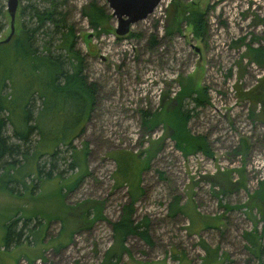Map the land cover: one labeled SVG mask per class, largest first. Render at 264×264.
Returning a JSON list of instances; mask_svg holds the SVG:
<instances>
[{"label":"rangeland","instance_id":"1","mask_svg":"<svg viewBox=\"0 0 264 264\" xmlns=\"http://www.w3.org/2000/svg\"><path fill=\"white\" fill-rule=\"evenodd\" d=\"M91 1L111 16L104 25L110 31H95L82 15ZM171 1H161L117 36L105 0H18L15 28L35 27L32 11L53 5L72 25L83 75L96 84L97 94L72 141L80 169L70 171L71 153L61 145L54 161L43 156L39 164L47 172L53 161V174L62 171V180L42 179L32 193L21 186L20 194L0 191V264H107L106 258L115 264H264V204L252 199L264 181V61L260 67L243 57L247 44L264 47V0H178L180 9L204 14L202 37L193 34L188 12L176 19ZM6 3L0 0V39L10 31ZM34 37L39 52L49 42L52 53L64 55L51 23ZM186 79L206 92L185 98L183 109L190 116L187 129L204 137L207 153L185 155L163 125L142 124L141 112L152 115L173 105ZM33 101L35 111L41 101ZM35 141V135L28 144L11 136L9 143L25 152ZM114 152L139 161L150 157L139 174L141 193L132 212L149 241L130 234L122 242L114 235L112 224L131 199L128 185L115 181ZM138 170L134 166L131 174ZM75 180L73 189L60 193L64 181ZM176 198L181 208L175 212ZM7 224L21 236L20 243L5 247ZM246 233L258 237V250ZM203 244L212 254L206 255Z\"/></svg>","mask_w":264,"mask_h":264},{"label":"trees","instance_id":"2","mask_svg":"<svg viewBox=\"0 0 264 264\" xmlns=\"http://www.w3.org/2000/svg\"><path fill=\"white\" fill-rule=\"evenodd\" d=\"M171 3L176 6V19L180 15L185 17L184 15L188 12L186 20L190 23L193 34L196 37H202L206 32L204 14L196 9L191 10L190 7L180 9L178 0H172ZM56 9L55 5L51 8L47 6L43 10L34 9L31 17L35 18V27L29 28L19 24L15 28L14 22V34L10 40L0 39V191L9 194H20L17 192L20 186L23 191L32 193L33 186L42 179L58 176L62 180V171L53 174V170L57 169L53 161L60 153L61 145L66 146L71 153L70 171L80 169L76 158L79 152L75 151L72 141L82 131L84 121L90 117L95 107L97 86L94 82L88 83L83 75L84 59L80 51L75 48L76 34L72 25H69L65 17ZM19 13L23 14L22 9ZM82 15L88 19L89 25L95 31L111 30L109 27H104L111 16L95 1H91L82 8ZM48 22L53 25L55 33L59 34V43L56 46L64 52L62 56L50 51L49 42L42 46L46 48L44 52H39L34 46L35 33ZM243 57L250 63L262 67L264 47L247 44ZM5 86L9 87L7 91H4ZM194 92L204 95L206 93L203 88L196 89L190 79H186L176 93L173 105L170 106L169 103L152 115L146 111L141 112L144 128L151 129L160 124L163 125L174 141L176 149L185 155L196 151L205 153L209 151L204 137L192 135L187 129L190 116L183 109V101L187 97L192 98ZM36 99L41 101V105L34 111L32 105L35 103L33 100ZM198 100L199 98H195L194 101L198 102ZM57 101H60L59 104ZM31 102H33L32 105ZM58 118L64 119L60 125H56ZM8 127L11 128L10 135L24 144L32 143L31 137L36 136L30 151L21 152L17 144L9 143L11 136L7 134ZM85 144L83 155L87 153ZM15 156L21 157V161H10ZM43 156L53 160L47 172H43L39 164ZM6 157H10V160H5ZM112 157L116 162L115 181L118 184L128 185L131 198L130 204L124 207V213L119 220L112 224L114 235L122 242L130 234L149 241L147 230L142 229L140 224H134L132 212L134 203L141 193L139 174L147 166L150 157L147 156L139 161L135 155L125 152H114ZM134 166H138L139 170L137 174L132 175ZM27 177H31L30 184L26 183ZM77 182L78 180L68 183L64 181L60 193L63 188L73 189ZM252 195H255L252 199L257 198L264 204V181ZM174 206H176L175 212L181 208L177 198ZM262 215L264 216V211ZM94 217L93 220L99 215ZM20 236V233L13 232L12 225L7 224L4 236L5 247L14 242L20 243ZM245 237L257 250L259 249L258 237L255 234L246 233ZM202 247L206 253L208 252L206 255L212 254L206 244ZM260 253L261 251L257 255ZM213 256L215 257L214 254ZM106 260L107 264H115L109 258Z\"/></svg>","mask_w":264,"mask_h":264},{"label":"water","instance_id":"3","mask_svg":"<svg viewBox=\"0 0 264 264\" xmlns=\"http://www.w3.org/2000/svg\"><path fill=\"white\" fill-rule=\"evenodd\" d=\"M162 0H105L116 19L115 33L117 36H125L130 26L147 18ZM18 0H7L6 9L10 17V32L4 41H9L14 34L15 14Z\"/></svg>","mask_w":264,"mask_h":264},{"label":"crops","instance_id":"4","mask_svg":"<svg viewBox=\"0 0 264 264\" xmlns=\"http://www.w3.org/2000/svg\"><path fill=\"white\" fill-rule=\"evenodd\" d=\"M2 247H0V250H1Z\"/></svg>","mask_w":264,"mask_h":264},{"label":"built area","instance_id":"5","mask_svg":"<svg viewBox=\"0 0 264 264\" xmlns=\"http://www.w3.org/2000/svg\"><path fill=\"white\" fill-rule=\"evenodd\" d=\"M163 1V0H162ZM159 5V4H158Z\"/></svg>","mask_w":264,"mask_h":264}]
</instances>
